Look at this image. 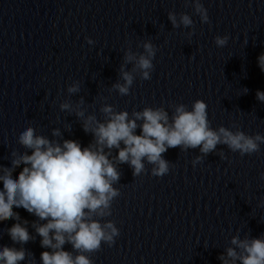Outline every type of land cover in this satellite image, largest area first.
Masks as SVG:
<instances>
[{
	"label": "clouds",
	"instance_id": "obj_1",
	"mask_svg": "<svg viewBox=\"0 0 264 264\" xmlns=\"http://www.w3.org/2000/svg\"><path fill=\"white\" fill-rule=\"evenodd\" d=\"M184 4H191L201 23H209L201 0H184ZM167 15L173 28L191 29L186 33L189 38L195 34L189 14L169 11ZM86 40L89 45L95 43L91 38ZM228 40L227 35H217L214 43L222 48ZM138 47L143 52H133L131 47L125 50L120 79L110 92L129 95L137 73L142 80L151 79L157 48L150 40ZM257 60L264 71V53ZM129 64L131 70L126 68ZM80 90L79 81L67 87L69 96ZM243 90L247 94L248 89ZM256 99L264 103V91L258 90ZM169 107L173 109L171 116L163 106L145 107L130 114L103 103L99 109L101 120L95 114H87L83 97L75 102L65 99L59 109L75 115L83 131L91 134L93 139L87 146L63 138L59 127L52 130V138L38 134L32 126L20 132L17 143L24 151H11L10 167L0 164V222L15 221L6 231L13 245L20 247L0 246V264H35L34 255L24 247L36 238L29 227L40 237L41 248L46 249L40 254L42 264H93L91 254L98 252L102 244L112 246L119 235L115 222L106 218L112 215V203L120 195L115 187L121 178L120 164H128L134 177L144 173L148 164L152 166L151 174L159 177L169 172L170 162L163 154L170 148L199 149L200 155L192 161L195 166L216 152L218 145L244 156L258 153L264 144V135H248L235 124V131L224 126L213 129L207 104L202 100H195L190 110L183 103ZM138 128L140 134H136ZM219 156L225 158L223 152ZM21 167L18 177H14L13 173ZM17 208L37 219L29 225L14 211ZM66 244L71 245V250H65ZM230 245L218 257L221 264H264V235L241 238L237 234L232 236Z\"/></svg>",
	"mask_w": 264,
	"mask_h": 264
}]
</instances>
